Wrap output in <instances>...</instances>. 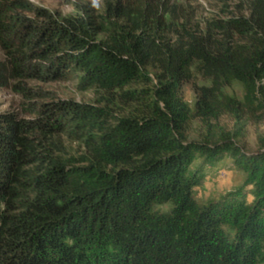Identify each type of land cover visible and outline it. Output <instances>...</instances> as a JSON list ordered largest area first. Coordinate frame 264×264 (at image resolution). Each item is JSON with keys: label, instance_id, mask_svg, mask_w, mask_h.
Listing matches in <instances>:
<instances>
[{"label": "trees", "instance_id": "obj_1", "mask_svg": "<svg viewBox=\"0 0 264 264\" xmlns=\"http://www.w3.org/2000/svg\"><path fill=\"white\" fill-rule=\"evenodd\" d=\"M136 4L105 0L103 14L61 17L0 1V88L28 101L27 117L0 111V264H264V149L249 153L225 132L215 141L184 132L192 118L264 110V0L174 42L159 34L170 1ZM196 64L215 86L197 89L192 114L182 90ZM151 67L160 84L134 88L153 81ZM71 73L109 94L107 107L43 103L25 82ZM233 81L244 103L218 104L213 93ZM120 105L130 112L116 115ZM77 132L88 156L71 162L54 149ZM226 159L242 185L200 204L196 188Z\"/></svg>", "mask_w": 264, "mask_h": 264}, {"label": "rangeland", "instance_id": "obj_2", "mask_svg": "<svg viewBox=\"0 0 264 264\" xmlns=\"http://www.w3.org/2000/svg\"><path fill=\"white\" fill-rule=\"evenodd\" d=\"M1 1V0H0ZM20 0H3L4 3H14ZM35 7L49 10L61 17L75 16L79 11L85 10L89 13L103 14L105 11V0H103L100 11L90 6L91 0H25ZM136 4L138 0H130ZM169 13L163 17V24L159 27V34L163 35L164 41L174 42L183 35L185 31L192 33L205 32L207 28L216 21H223L233 16L249 15L251 4L254 0H166ZM137 5V4H136ZM21 14L36 18L34 12L28 9H18ZM155 30H158L157 21L154 22ZM5 53L0 45V60H4ZM152 75V82L143 85H134V88H155L162 81L161 71L151 67L148 71ZM191 81L183 87L182 94L185 103L194 113L198 101L197 89L213 88L215 85L212 79L206 78L196 64L192 68ZM28 87L45 93L37 101L43 103L52 102H75L79 104L92 105L98 108H106L108 99L111 97L96 88L83 89L80 84V76L71 73L64 80L41 83L34 80L25 81ZM214 100L224 105L229 99L244 103L245 89L239 81L231 84H219L218 91L213 93ZM261 99V95H258ZM28 101L16 94L11 88H0V111H17L26 116L23 108L27 107ZM258 105V103H257ZM255 116L250 113H225L217 120L206 121L200 118L190 119L184 132L189 140L204 141L212 138L218 139L223 132L231 134L247 152H257L264 149V110L257 108ZM114 113L118 116L126 115L130 109L120 105L114 107ZM73 131L76 130L72 129ZM81 130V129H80ZM78 129V131H80ZM75 132V131H74ZM77 136V137H76ZM85 134L81 132L75 135H65L61 139V148L54 149L62 158L71 162L82 161L88 156V148L85 145ZM201 159H197L193 167L200 165ZM83 165V164H82ZM244 181L241 170L236 168L231 160H224L217 168L208 169L203 184L196 188V198L200 204H207L210 201L219 200L223 195L230 193L240 187ZM252 201V197H248ZM160 212L168 213L172 209L171 204L157 207Z\"/></svg>", "mask_w": 264, "mask_h": 264}, {"label": "clouds", "instance_id": "obj_3", "mask_svg": "<svg viewBox=\"0 0 264 264\" xmlns=\"http://www.w3.org/2000/svg\"><path fill=\"white\" fill-rule=\"evenodd\" d=\"M102 3H103V0H91L90 6L96 9L97 11H100L102 7Z\"/></svg>", "mask_w": 264, "mask_h": 264}]
</instances>
